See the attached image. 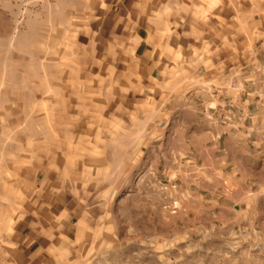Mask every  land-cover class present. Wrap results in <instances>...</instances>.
<instances>
[{
	"label": "crops",
	"instance_id": "1",
	"mask_svg": "<svg viewBox=\"0 0 264 264\" xmlns=\"http://www.w3.org/2000/svg\"><path fill=\"white\" fill-rule=\"evenodd\" d=\"M121 1L98 30L159 115L142 153L158 201L145 204H180L205 264H264V0ZM220 106L247 120L218 123ZM25 207L0 231V264H86L79 204Z\"/></svg>",
	"mask_w": 264,
	"mask_h": 264
},
{
	"label": "rangeland",
	"instance_id": "2",
	"mask_svg": "<svg viewBox=\"0 0 264 264\" xmlns=\"http://www.w3.org/2000/svg\"><path fill=\"white\" fill-rule=\"evenodd\" d=\"M121 2L0 0V231L54 197L79 204L86 264H205L182 206L145 204L159 115L98 30Z\"/></svg>",
	"mask_w": 264,
	"mask_h": 264
},
{
	"label": "built area",
	"instance_id": "3",
	"mask_svg": "<svg viewBox=\"0 0 264 264\" xmlns=\"http://www.w3.org/2000/svg\"><path fill=\"white\" fill-rule=\"evenodd\" d=\"M231 86L236 90L239 89L236 81H233ZM262 101L264 105V97H262ZM212 118L224 126L237 128L247 120V115L244 112L234 110L232 106H220L214 108ZM253 131L256 135V140L264 144V120Z\"/></svg>",
	"mask_w": 264,
	"mask_h": 264
}]
</instances>
